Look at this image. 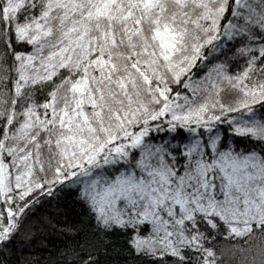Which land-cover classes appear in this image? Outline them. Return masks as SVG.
<instances>
[{
	"label": "snow or ice",
	"instance_id": "obj_1",
	"mask_svg": "<svg viewBox=\"0 0 264 264\" xmlns=\"http://www.w3.org/2000/svg\"><path fill=\"white\" fill-rule=\"evenodd\" d=\"M0 264H264V0H0Z\"/></svg>",
	"mask_w": 264,
	"mask_h": 264
}]
</instances>
